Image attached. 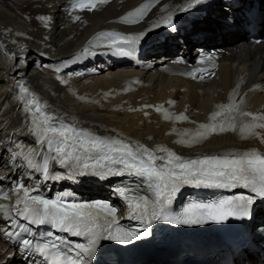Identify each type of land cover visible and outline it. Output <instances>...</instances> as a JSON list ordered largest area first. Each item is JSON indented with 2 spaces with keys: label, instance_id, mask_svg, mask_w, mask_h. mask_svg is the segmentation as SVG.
<instances>
[{
  "label": "bare ground",
  "instance_id": "obj_1",
  "mask_svg": "<svg viewBox=\"0 0 264 264\" xmlns=\"http://www.w3.org/2000/svg\"><path fill=\"white\" fill-rule=\"evenodd\" d=\"M22 1L0 0V192H7V199L2 198L0 204L16 205L13 187L18 181L30 189L36 188L30 195L52 199L64 196V202L70 204L99 202L90 199L103 194L107 203L117 208L118 224L140 229L144 225L129 218L125 202L114 189L118 184L127 185L151 197L147 184L135 177L45 180L40 172L24 166L23 156L13 160V152L22 151L16 145L34 149L33 159L37 161L49 156L46 145L37 143L38 137L32 134L25 106L18 99L22 95L20 85L28 87L48 106V114L101 136L149 149L164 146L184 159L224 158L229 153L252 149L264 154V129H256L259 137L247 139L239 132V121L251 122V117L237 116V131L211 133L191 147L176 142L189 139L199 124L209 123L217 105L239 100L240 96H233L237 85L244 100L242 110L254 116L264 115V46L242 45L243 40L235 32L218 25V19L224 17L214 13L217 8L228 10L236 4L235 0H206L192 10L176 13L175 31L164 26L148 29L167 14L165 9L175 11L188 0H80L89 6L95 3L91 10L76 7L77 0H32L33 5L18 8ZM145 5L148 9L139 22V14L128 16ZM211 7L212 16L202 17ZM32 10L36 14L26 16L25 11ZM189 25L194 28L187 34L185 28ZM145 32L138 44L128 46L132 49L130 55L117 54L105 46L120 36ZM101 33L112 35L100 37ZM180 39L201 49L200 54L192 56V49L186 48L188 60L178 59L173 46ZM209 48L218 52L208 55ZM43 59L58 65L54 76L38 69V61ZM210 73L215 75L210 77ZM194 74L205 78H193ZM160 106L163 111H157ZM165 113L173 117L183 114L189 119H165ZM185 130L189 136L182 137ZM49 171L67 174L56 162L50 163ZM191 186L181 185L180 190ZM235 189L253 198L249 188ZM260 206L259 212L264 215V204ZM22 219L18 218L20 225ZM9 223L0 216V228H8ZM161 224L164 219L154 220L149 229ZM79 238L87 244L84 237ZM5 239L0 231V264H22L25 256L21 250Z\"/></svg>",
  "mask_w": 264,
  "mask_h": 264
},
{
  "label": "snow or ice",
  "instance_id": "obj_2",
  "mask_svg": "<svg viewBox=\"0 0 264 264\" xmlns=\"http://www.w3.org/2000/svg\"><path fill=\"white\" fill-rule=\"evenodd\" d=\"M106 0H101V3ZM206 0H188L186 4L172 9H165L166 15H162L148 29L151 31L161 26L175 31L174 15L187 12L205 3ZM76 7H96L95 3H81L77 0ZM148 9L145 5L128 13V16L139 14L142 17ZM80 17L77 16L76 19ZM126 20V17L123 18ZM112 34H99L100 37ZM145 33L135 36H120L113 39L105 46L114 49L115 53L130 55L132 49L129 45H135L143 39ZM88 53V49L84 50ZM207 59H211L208 57ZM203 63V61H200ZM204 71H207L206 69ZM210 73L209 76H214ZM193 78L204 79L201 74ZM22 95L18 99L24 105L28 123L32 126V134L38 137L37 143L46 145L49 156L42 157L41 161L33 159L35 150H28L24 146L21 152H13V160L23 156L25 167L41 173L45 180L68 179L76 181L79 177L95 176L106 179L111 176L135 177L151 190V197L141 195L130 186H117L114 191L126 204L129 218L140 221L144 227L140 229H123L113 225L117 224V208L107 202L72 203L64 202V196L58 199H46L40 195H30L36 188H28L19 181L14 185L16 193V205L0 204V216L8 220V228H0L4 235L11 238L19 236L20 230L28 232L29 229L18 223V218L29 221L32 224H49L59 231L69 233L71 236H82L87 244L73 243L66 238L56 237L59 243H54L51 248L56 249L55 255H50L49 244L34 248L33 241L23 239L26 249H33L41 253L45 258V264H89L90 258L100 239L115 240L120 244H129L135 240L148 237L150 225L154 220L167 219L173 224H200L208 220L226 222L229 218L241 219L249 215L248 206L253 203V198L234 202L233 200H221L216 204L205 203L194 205L206 210L203 216H192L185 209L178 215L169 213V206L179 191L181 185H195L197 187L236 188L238 186L249 188L260 197H264V154L255 149L242 153H229L224 158L219 156H206L202 159H184L182 156L167 149L164 146H156L152 149L143 145H133L115 137H105L90 130L77 128L71 123L61 122L58 117L47 113L48 106L40 98L20 85ZM238 85L234 88L233 96H240L239 100H232L229 104L217 105V111L209 117V123L199 124L195 133L189 139L177 140V143L191 147L207 139L211 133L225 131H237V116L251 117V122L239 121V132L243 139L253 136L259 137L256 129H264V115L254 116L251 112L243 111L244 104L242 94L238 91ZM231 99V98H230ZM173 103V102H169ZM145 107H148L147 105ZM163 111V106L157 108ZM147 114V113H146ZM223 117L222 119H220ZM165 119L187 121V115L171 116L165 113ZM182 137L189 136L185 130ZM264 142V140H262ZM231 156L232 158H228ZM56 162L67 170L66 175H58L49 171L50 163ZM66 195V194H64ZM0 198L7 199V192H0ZM13 229V230H9ZM52 236V233L48 234ZM74 252L75 258L72 253Z\"/></svg>",
  "mask_w": 264,
  "mask_h": 264
},
{
  "label": "rangeland",
  "instance_id": "obj_3",
  "mask_svg": "<svg viewBox=\"0 0 264 264\" xmlns=\"http://www.w3.org/2000/svg\"><path fill=\"white\" fill-rule=\"evenodd\" d=\"M33 1L32 0H24V1H22V2H19L17 5V7L18 8H23V7H25V6H27V5H33ZM229 6H227V8H228ZM215 11V12H214ZM213 12L216 14V13H218V15H220L221 17H231V14H232V10H231V8L229 7L228 8V10H220V8H217V9H215ZM25 14H26V16H28L29 14H36V10H32L31 12H29V11H25ZM215 29H217V28H212L211 30H215ZM53 62V63H52ZM56 64V62L55 61H51V60H45V59H43V60H41V61H38V63H37V67H38V69H40L41 71H43L44 73H48L49 75H51V76H54L56 73L54 72L55 71V66H53V65H55ZM46 65H50V66H46ZM56 66H58L57 64H56ZM58 69V68H57Z\"/></svg>",
  "mask_w": 264,
  "mask_h": 264
}]
</instances>
